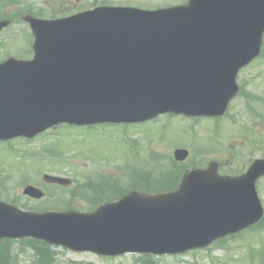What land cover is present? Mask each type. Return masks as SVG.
I'll list each match as a JSON object with an SVG mask.
<instances>
[{"label": "water", "instance_id": "water-1", "mask_svg": "<svg viewBox=\"0 0 264 264\" xmlns=\"http://www.w3.org/2000/svg\"><path fill=\"white\" fill-rule=\"evenodd\" d=\"M25 19L34 57L0 65V140L32 137L60 122L222 114L237 92L238 69L259 52L264 0H189L156 11L97 8L61 20ZM185 154L176 151V158ZM263 175L264 159L239 177H220L211 163L185 175L174 192L130 193L90 214L28 213L0 202V239L28 236L98 255L181 253L257 222L263 210L255 182ZM24 192L40 196L31 187Z\"/></svg>", "mask_w": 264, "mask_h": 264}, {"label": "rangeland", "instance_id": "rangeland-1", "mask_svg": "<svg viewBox=\"0 0 264 264\" xmlns=\"http://www.w3.org/2000/svg\"><path fill=\"white\" fill-rule=\"evenodd\" d=\"M186 1L0 0V18L13 16L16 20L0 32V60L8 56H27L29 50L31 53L30 29L22 21L27 13L53 18L98 4L154 10L182 5ZM3 31V45L10 49L2 45ZM262 48L260 56L238 73L241 92L231 100L227 112L220 118L186 119L164 115L153 121L129 125L125 130L119 126L61 125L30 140L17 138L0 143V200L11 201L19 207L37 206L45 199L52 202L60 197L75 210L84 212L89 209V203L82 190L44 184L41 175L66 177L80 185L86 177L96 175L114 174L123 178L131 173L125 169L129 167L145 176L163 174L158 182L170 185L176 177L171 161H174L173 151L177 148L189 153L181 164L185 168L202 160L206 165L210 161L217 162L218 172L222 174L245 172L252 160L264 158V37ZM193 150L200 152L197 159H194ZM21 182L42 189L45 197L31 200L23 196ZM87 185L95 184L89 181ZM257 190L264 206V178L258 181ZM0 252V264H264V221L220 246L178 256L127 253L99 257L24 239L0 241ZM45 252H49L50 257L43 259Z\"/></svg>", "mask_w": 264, "mask_h": 264}, {"label": "trees", "instance_id": "trees-1", "mask_svg": "<svg viewBox=\"0 0 264 264\" xmlns=\"http://www.w3.org/2000/svg\"><path fill=\"white\" fill-rule=\"evenodd\" d=\"M111 178H112V177H111ZM95 184H96V185L99 184V185H100L99 187H103V186H102L103 182H98V181H97V182H95ZM107 184H108V185H115V182H114V181L111 182V183L107 182ZM102 192H103V191H101L100 193H102ZM96 199H99V198H96Z\"/></svg>", "mask_w": 264, "mask_h": 264}]
</instances>
